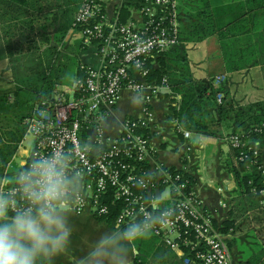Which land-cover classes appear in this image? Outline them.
<instances>
[{"label": "crops", "instance_id": "obj_1", "mask_svg": "<svg viewBox=\"0 0 264 264\" xmlns=\"http://www.w3.org/2000/svg\"><path fill=\"white\" fill-rule=\"evenodd\" d=\"M190 1L186 0V4L189 5ZM221 1L238 3L240 0L219 2ZM148 2L149 0L146 3ZM193 2L196 3L191 7L195 9L193 17L179 13L181 34L195 23L203 21L208 17V13L216 9L214 8L216 0ZM10 3L11 0H0V101L6 99L12 102L15 98L25 100L30 85L43 87L39 75L44 74L46 68L49 69L47 71L54 85L52 95L54 97L58 91L72 87L78 77L80 66L94 69L99 67L100 60L96 48L84 47L80 36L73 38L76 8L64 6L62 9L64 0H34L32 9H29L31 0L17 1L16 4L20 6L12 4L14 10L7 7ZM81 3L82 0L78 3V9ZM130 11V19L140 23L141 7L131 5ZM115 16L116 11L112 12L109 9L108 20L113 21ZM47 22L50 24L47 25ZM181 39L183 40L180 49L184 52L188 72L194 82L211 81L223 76L227 98L235 106L264 105V30L260 33L238 35L223 44L219 42L216 34L197 41H188L183 36ZM30 40L34 41L36 46L31 53L28 50ZM76 41L77 46L74 44ZM50 52L52 55L49 58ZM67 59L74 62L68 64ZM156 59L153 65L158 68L159 62ZM133 76L141 85V90L139 92L131 89L122 90L115 107L104 116L103 139L110 141L118 139L123 124L128 119L146 121L150 146V154L146 161L149 174L158 178L161 172L175 169L191 176L195 181V193L202 201L204 210L217 228L221 227L228 219L230 207L235 204L232 202L236 191L235 183L226 166L232 155L229 134L234 127L230 125L222 127L221 132L214 136L183 128L174 113L181 96L174 92V85L170 79L169 82L163 79L160 85H156L146 82V78H141L135 73ZM145 98H148L150 103H144ZM5 105L0 102V154L7 157L8 152L11 150L13 152L5 164L2 163L0 156V176H10L25 166L31 152L24 149L26 133L23 120L19 122L18 119L20 116L30 115L27 105H22L21 110H7ZM144 107L150 110V118L144 114ZM208 113L213 118L211 109ZM21 131H24L22 135ZM184 132H188L189 136L185 137ZM88 134L94 153L107 145L106 142L93 143L96 138L93 130ZM262 144L260 160L264 167V141ZM245 216L243 219H237L234 230L221 236L229 247L231 245L236 247L239 264H249L239 246L243 244L246 246L245 252H254L252 247L260 246L261 243L256 229L264 227V222L250 224L248 215ZM71 220L76 225L72 251L67 257L58 259L56 264H85L86 254L93 242L102 233L116 230L105 221L89 214H77L72 210ZM243 225L244 229L241 228ZM252 228L255 235H247L246 232ZM253 236H256L258 242H254L256 239ZM148 240L153 242L152 246H149ZM230 248V264H238L234 263L236 261ZM157 250H160L164 262H159V258L154 260ZM137 258L144 260V264H186L175 252L154 243L151 237L131 245L128 264H134Z\"/></svg>", "mask_w": 264, "mask_h": 264}, {"label": "built area", "instance_id": "obj_2", "mask_svg": "<svg viewBox=\"0 0 264 264\" xmlns=\"http://www.w3.org/2000/svg\"><path fill=\"white\" fill-rule=\"evenodd\" d=\"M147 1L82 0L73 26L85 25L101 14V22L93 28L86 27L81 34L84 45L96 48L100 65L96 69L80 66L81 75L72 87L56 93L52 113L48 109H35L23 120L26 135L33 138L28 161L36 153L61 149L71 152V168L84 173L82 200L76 201L72 211L103 219L109 216L106 202L111 198L112 205H121L114 220L115 229L137 215L149 197L159 196L162 206L172 211L169 221L152 235L164 249L175 252L186 264L191 262L193 252L202 264H230L228 245L212 224L210 215L205 213L194 185L185 194L181 191L185 190L181 175L163 171L160 177L154 178L148 170L141 169L140 164L146 163L150 154L149 141L138 132L142 126L146 128V121L128 119L118 139H103L104 116L115 107L122 90H141L133 73L145 79L148 62L153 64L159 55L182 43L176 0ZM125 4L141 7L140 23L130 19L122 24L117 13L113 21L108 20L109 9L113 12ZM223 80L214 78V85L219 86ZM144 103H150L149 99L145 98ZM143 112L150 118L147 107ZM90 130L96 136L93 143H107L96 153L91 147L81 151L80 145L85 143L82 134L89 142ZM184 136L188 137L189 133L184 132ZM230 146L232 149L246 147L239 136L230 138ZM250 151L253 158L258 157L257 150ZM253 164L255 171L264 173L260 163ZM166 189L168 194L176 191L178 198H163ZM261 194L264 196V190Z\"/></svg>", "mask_w": 264, "mask_h": 264}, {"label": "trees", "instance_id": "obj_3", "mask_svg": "<svg viewBox=\"0 0 264 264\" xmlns=\"http://www.w3.org/2000/svg\"><path fill=\"white\" fill-rule=\"evenodd\" d=\"M17 1L19 0H11V3L7 4V7L14 10L12 4L18 5L16 4ZM79 2L80 0H64L61 7L62 9L69 6H72L73 9L76 8L74 12L76 15ZM33 3L34 0H31L29 9L34 7ZM246 6L249 8H246ZM214 8L216 9L208 13V17L203 21L195 23L188 31L182 32V34L179 33L180 38L183 36L184 39L186 38L188 41H197L216 34L219 42L223 44L226 40L235 38L238 35L260 33L264 30V0H240L238 3L221 1V3H216V7ZM116 13L118 21L122 24L126 23L130 20V5L125 4L123 7L117 9ZM100 22L101 14L89 19L88 23L85 25L76 24L73 26V29L80 35L83 42L81 35L82 31L86 27L93 28ZM46 24L48 25L50 23L47 22ZM35 47L34 41L30 40L28 47L29 52L31 53ZM84 47H86V45H84ZM180 47L181 46L175 47L159 55V57H157L159 62L158 68L154 67V65L149 62L147 63L148 74L145 77L146 82L160 85L163 79H167V82H169L168 79H170V82L174 85V92L181 96L178 101V108L174 113L178 123L183 128L200 134L214 136L221 132L222 127L229 125L234 127L229 137L239 136L240 140L246 145L245 148L241 146L232 149V155L226 165L227 172L232 176L235 183L236 191L232 201L235 204L230 207L228 219L221 227L217 228L213 220L212 224L220 236L226 235L227 232L234 230L239 215H241V217L248 215L250 224H261L264 222V196L261 194V191L264 190V173H262V171H255L253 162L262 164L260 160V150L263 145L262 142L264 141V105L253 104L237 107L227 98L223 83L216 87L214 85V80L194 82L189 75L187 60ZM35 53L34 51V54ZM51 55L52 53L50 52L49 58ZM47 70L49 69L46 68L44 74L39 75V81L43 84V87H32L30 85L25 100L15 98L12 102L6 99L0 102L6 104L5 107L7 110H21L22 105L26 104V108L30 111L29 114L35 109H48L50 113H52L53 104L56 103L57 95L55 94V96L52 97L54 94V85L50 80V74ZM78 73L80 77V71H78ZM176 87L178 89H175ZM218 97H221L220 102H218ZM210 109L214 113V119L210 117L208 113ZM25 118V116H20L18 118L19 122H22ZM141 129L142 130L138 132L149 141L147 126L146 128L142 126ZM23 133L24 131H21V135ZM82 139L84 142H87L85 134H82ZM90 145L92 144L90 143ZM250 150H257L258 157L253 158ZM12 152V150L8 152L7 157L0 154L3 164L8 162ZM242 157L244 158L241 159ZM140 166L142 170H147V163L140 164ZM168 172L172 175H181V183L185 185V190L181 191L185 192V194L190 193L189 191H191L195 184L191 176L175 169H170ZM169 198L173 200L178 198L177 192L171 191L169 193ZM259 203L261 206H259ZM106 204L109 206V216L106 217L107 219L99 218V220L105 221L110 227L114 228V220L121 211V205H112L111 198H108ZM205 213L209 215L206 211ZM256 233L261 238L259 250L255 249L254 252H245L244 256L247 258L249 264H264V227L259 230L256 229ZM152 239L154 243L158 244V239L154 237ZM227 245L228 248H230L228 243ZM182 249L186 251L184 247H182ZM190 258L191 262L188 264H202L200 260L197 259L194 252L190 255ZM157 259L159 262H164L160 250L156 254V257H154V260ZM134 264H144V260L137 258Z\"/></svg>", "mask_w": 264, "mask_h": 264}, {"label": "clouds", "instance_id": "obj_4", "mask_svg": "<svg viewBox=\"0 0 264 264\" xmlns=\"http://www.w3.org/2000/svg\"><path fill=\"white\" fill-rule=\"evenodd\" d=\"M90 146L82 143L81 151ZM72 159L63 149L36 153L14 174L0 176V264H56L71 253V210L82 200L84 180ZM171 214L159 196L149 197L129 222L93 242L85 264H128L131 245L150 238Z\"/></svg>", "mask_w": 264, "mask_h": 264}, {"label": "rangeland", "instance_id": "obj_5", "mask_svg": "<svg viewBox=\"0 0 264 264\" xmlns=\"http://www.w3.org/2000/svg\"><path fill=\"white\" fill-rule=\"evenodd\" d=\"M194 0H191L190 1V3H189V5H187L186 4V0H180V5H179V0H176V2H177V10H178V14L181 12L182 14H184V15H188V16H194V12H195V9L194 8H191L192 7V5H194V4H196V3H194L193 2ZM220 0H216V3H218ZM228 1H235V0H228ZM249 6V5H248ZM246 8H249V7H247L246 6ZM180 18H181V16H180V14H179V22H180ZM179 33H180V31H179ZM72 35H73V38H75V37H78V36H80L78 33H76V31L75 30H72ZM76 46H77V41L74 43ZM67 61H68V64H70V63H73L74 62V60H69V59H67ZM66 61V62H67ZM219 77H221V78H223V76H219ZM223 82H224V80H223ZM222 82V83H223ZM213 115H214V113H213ZM213 119H214V117H213ZM227 134V133H226ZM32 143H33V138H32V136L30 135V134H27L26 136H25V140H24V149H26V150H31L32 149ZM163 198H165V199H167V198H169V194H168V190L166 189L165 190V194L163 195ZM246 217V216H245ZM244 217L242 216L241 217V215H239V217H238V219H243ZM245 221H247V220H245ZM241 228L242 229H244V225L243 226H241ZM246 234L247 235H255V231H254V229L252 228V230L251 231H249V232H246ZM151 238H153L152 236H151ZM253 238L254 239H256V236H253ZM148 242H149V246H152L153 245V242L152 241H150V240H148ZM254 242H258V239H256V241L254 240ZM159 243V242H158ZM257 244H259V243H257ZM235 245V244H234ZM231 248V252H232V257L235 259V261L236 262H234V263H237L238 262V259H237V251H236V247L234 246L233 247V245H231L230 246ZM246 246H244L243 244L242 245H240L239 246V248L242 250V252H243V257H245L244 255V253H245V248ZM251 247H252V245H251ZM259 248H260V246H256V247H252V250L254 249H258L259 250ZM230 255H231V253H230ZM144 259V258H143ZM146 261V260H145ZM240 263V261L238 262V264Z\"/></svg>", "mask_w": 264, "mask_h": 264}]
</instances>
